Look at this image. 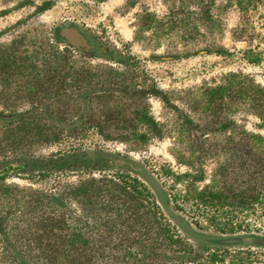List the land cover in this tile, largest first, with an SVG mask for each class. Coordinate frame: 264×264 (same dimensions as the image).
<instances>
[{
  "label": "rangeland",
  "instance_id": "374dc122",
  "mask_svg": "<svg viewBox=\"0 0 264 264\" xmlns=\"http://www.w3.org/2000/svg\"><path fill=\"white\" fill-rule=\"evenodd\" d=\"M4 169L0 264H22L11 237L45 195L65 199L77 246L106 235L143 257L141 211L109 200L131 186L118 174L186 241L161 260L264 264V248L193 237L264 236V0H0ZM88 184L119 191L86 203Z\"/></svg>",
  "mask_w": 264,
  "mask_h": 264
},
{
  "label": "trees",
  "instance_id": "16d2710c",
  "mask_svg": "<svg viewBox=\"0 0 264 264\" xmlns=\"http://www.w3.org/2000/svg\"><path fill=\"white\" fill-rule=\"evenodd\" d=\"M223 89L226 90L224 86L219 85L211 91L222 93ZM21 129L17 130L20 131ZM8 130L13 131V129ZM82 161L87 163L85 158ZM19 166H23L22 163H19ZM8 169L2 170L4 173H0V176L3 177ZM117 178H120L124 184L127 183L131 186L128 191H120V194L110 193L109 200L120 201L118 204H121L125 211L131 209L130 213L135 215L141 211V215L137 217L139 227L135 230L140 233L141 241L138 246L144 250L143 257H138L136 250L132 248L129 241L125 244L120 239L110 245L111 241L106 240V235L92 238L89 247L77 246L72 239L71 231H69L74 228V220L69 217L70 213L67 212L68 204L65 203V199L59 195H45L43 200L45 210L37 220L31 221L27 227L26 235L22 236L19 230L11 237L12 242L16 244L22 242V239L25 241L23 246L27 250L19 256L22 264H186L187 259H178V257L173 258L170 262L167 259L161 260L164 256L183 252L187 248V243L177 229L164 217L149 188L138 178L129 174H118ZM88 186L84 188L86 191L82 195L86 203L99 201L98 197L102 196L106 188L109 192L119 191L109 184L107 187H99L93 194L92 186L90 184ZM193 237L205 245L218 248L222 245L212 244L207 240L225 238L205 237L199 233L193 234ZM226 237L249 238L241 235ZM258 238H264V236ZM111 240L113 239L111 238ZM227 246L223 245V247ZM254 246L264 248L259 245Z\"/></svg>",
  "mask_w": 264,
  "mask_h": 264
},
{
  "label": "water",
  "instance_id": "95a60500",
  "mask_svg": "<svg viewBox=\"0 0 264 264\" xmlns=\"http://www.w3.org/2000/svg\"><path fill=\"white\" fill-rule=\"evenodd\" d=\"M212 244L216 245H239V244H251V245H259L264 247V238H241V237H225V238H219L214 240H207Z\"/></svg>",
  "mask_w": 264,
  "mask_h": 264
},
{
  "label": "flooded vegetation",
  "instance_id": "af4514ba",
  "mask_svg": "<svg viewBox=\"0 0 264 264\" xmlns=\"http://www.w3.org/2000/svg\"><path fill=\"white\" fill-rule=\"evenodd\" d=\"M62 28L64 29L65 33H67L68 35H73V32H74V30L72 29L73 27H60V29H62ZM77 32L80 33L79 31H77Z\"/></svg>",
  "mask_w": 264,
  "mask_h": 264
}]
</instances>
